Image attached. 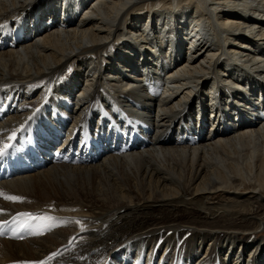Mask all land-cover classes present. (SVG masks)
Instances as JSON below:
<instances>
[{
    "label": "bare ground",
    "instance_id": "1",
    "mask_svg": "<svg viewBox=\"0 0 264 264\" xmlns=\"http://www.w3.org/2000/svg\"><path fill=\"white\" fill-rule=\"evenodd\" d=\"M263 113L264 0H0V147L131 148L1 182L0 264H264Z\"/></svg>",
    "mask_w": 264,
    "mask_h": 264
},
{
    "label": "snow or ice",
    "instance_id": "2",
    "mask_svg": "<svg viewBox=\"0 0 264 264\" xmlns=\"http://www.w3.org/2000/svg\"><path fill=\"white\" fill-rule=\"evenodd\" d=\"M14 137H12V136H10V137H8V139H13ZM7 147H9V145H7V144H5L3 147H0V156H2L3 154H4V151H5V149L7 148ZM0 195H2V194H0ZM5 199H8V200H11V201H18V200H20V198L19 197H15V196H5L4 197ZM21 217H25V218H27L28 220H34V219H44V220H51L52 219V217H38V216H33V214H31V213H20L19 214ZM4 223H7V221H5ZM25 226H27V225H25ZM0 227H3V224H0Z\"/></svg>",
    "mask_w": 264,
    "mask_h": 264
},
{
    "label": "rangeland",
    "instance_id": "3",
    "mask_svg": "<svg viewBox=\"0 0 264 264\" xmlns=\"http://www.w3.org/2000/svg\"><path fill=\"white\" fill-rule=\"evenodd\" d=\"M189 47V45H188ZM224 200V198H222ZM260 234H263L264 235V227L262 226L261 229H260Z\"/></svg>",
    "mask_w": 264,
    "mask_h": 264
}]
</instances>
